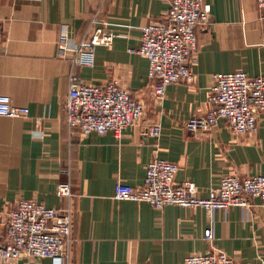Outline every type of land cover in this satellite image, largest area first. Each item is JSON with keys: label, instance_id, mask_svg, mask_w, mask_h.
Listing matches in <instances>:
<instances>
[{"label": "crops", "instance_id": "crops-1", "mask_svg": "<svg viewBox=\"0 0 264 264\" xmlns=\"http://www.w3.org/2000/svg\"><path fill=\"white\" fill-rule=\"evenodd\" d=\"M170 0H0L5 20L0 39V93L27 106L26 117L0 116V242L8 210L22 198L72 210L69 264H185L190 254L211 246L236 264H261L264 257V203L234 206L214 214L215 239L206 209L115 200L118 180L144 183L156 157L178 162L176 179L196 182L209 195L222 176L264 174V112L259 128L237 136L224 118L208 132L191 131L185 121L206 114L212 77L243 70L264 75V22L257 0H208L211 14L198 26L194 78L171 83L163 100L155 97L149 59L137 52L143 28L162 19ZM115 34L98 46L93 66H79L63 53L64 36L78 43L91 24ZM133 48L134 52H130ZM85 82L117 79L145 103L146 112L121 136L112 131L84 136L65 120L70 74ZM161 134H152L153 125ZM70 180L74 195L59 198L60 182ZM0 264L1 259H0ZM9 264H52L50 258L22 257Z\"/></svg>", "mask_w": 264, "mask_h": 264}, {"label": "built area", "instance_id": "built-area-1", "mask_svg": "<svg viewBox=\"0 0 264 264\" xmlns=\"http://www.w3.org/2000/svg\"><path fill=\"white\" fill-rule=\"evenodd\" d=\"M257 2L264 22V0ZM211 10L208 0H170L165 16L144 26L137 52L149 59V77L155 81L153 91L160 101L165 98L169 84L194 78L192 64L199 50L197 28L209 22ZM4 23L0 16V39ZM114 37L112 31L93 23L80 42L64 36L60 47L63 53L72 52V60L77 65L93 66L96 48L110 46ZM134 51L130 48V52ZM210 102L212 106L206 114H193L185 121L189 130L208 132L224 118L237 136L255 132L259 128V116L264 112V75H250L243 70L214 73ZM145 112V103L117 79L88 83L79 74H70L65 120L71 130H79L84 136L108 131L121 136L128 127L137 124ZM29 113V107L16 105L9 94L0 93V116L13 119ZM152 134L159 136L161 126L153 125ZM180 168L178 162L153 158L147 165L144 183L134 186L118 180L113 198L147 202L158 209L167 205L201 206L212 219L205 230V238L210 242L215 239L213 218L217 210L227 212L234 206L251 208L254 198H261L264 203V174H225L218 185L210 188L208 196L200 197L195 181L176 179ZM56 193L59 198L70 199L74 195L72 182H60ZM71 228L70 205L47 206L36 199H19L6 215L5 235L0 242L1 263L31 257L50 258L52 264H69ZM185 264L236 263L225 251L211 246L204 253L188 255Z\"/></svg>", "mask_w": 264, "mask_h": 264}]
</instances>
